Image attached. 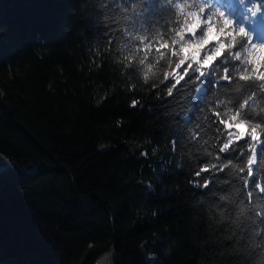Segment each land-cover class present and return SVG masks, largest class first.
Returning a JSON list of instances; mask_svg holds the SVG:
<instances>
[{
  "label": "trees",
  "instance_id": "trees-1",
  "mask_svg": "<svg viewBox=\"0 0 264 264\" xmlns=\"http://www.w3.org/2000/svg\"><path fill=\"white\" fill-rule=\"evenodd\" d=\"M262 54L264 0H0V264H264Z\"/></svg>",
  "mask_w": 264,
  "mask_h": 264
},
{
  "label": "rangeland",
  "instance_id": "rangeland-1",
  "mask_svg": "<svg viewBox=\"0 0 264 264\" xmlns=\"http://www.w3.org/2000/svg\"><path fill=\"white\" fill-rule=\"evenodd\" d=\"M196 25H199L196 27ZM212 30L216 36V39H213L215 41L216 45L221 44V40L219 38V33L216 32L213 28V25L210 23H207L206 21L193 17L191 19L190 24L188 25L186 29V33L189 34V37H186L185 43H184V52L188 53L189 55L193 56L195 59H197L200 56V49L203 45L208 43V34L209 31ZM205 63H209V56H205ZM242 129H245V125L242 123H231L230 124V133H229V139H233L236 137H240L241 135H244V132H242ZM107 144H102V147H105ZM107 252V251H106ZM147 257H149V254H146ZM98 259V258H97ZM96 264V263H95ZM112 264V260H111Z\"/></svg>",
  "mask_w": 264,
  "mask_h": 264
},
{
  "label": "snow or ice",
  "instance_id": "snow-or-ice-1",
  "mask_svg": "<svg viewBox=\"0 0 264 264\" xmlns=\"http://www.w3.org/2000/svg\"><path fill=\"white\" fill-rule=\"evenodd\" d=\"M226 25H230V22L228 21H225L224 22ZM199 25H196V27H198ZM240 33L241 35H243V29L240 30ZM208 39L209 40H213V39H216V36L214 34V32L212 30L209 31V34H208ZM258 62L261 60V59H264V54H262L261 56H258ZM257 73H259V69H257ZM246 131V129H242V132ZM253 136L256 138V139H260L259 136H256V133H253ZM246 135H241L238 140H237V143L239 142V140L241 139H245ZM229 147H231V145H229ZM262 152H264V149H261Z\"/></svg>",
  "mask_w": 264,
  "mask_h": 264
},
{
  "label": "bare ground",
  "instance_id": "bare-ground-1",
  "mask_svg": "<svg viewBox=\"0 0 264 264\" xmlns=\"http://www.w3.org/2000/svg\"><path fill=\"white\" fill-rule=\"evenodd\" d=\"M111 251H107L101 254L98 259L96 260V264H111Z\"/></svg>",
  "mask_w": 264,
  "mask_h": 264
},
{
  "label": "clouds",
  "instance_id": "clouds-1",
  "mask_svg": "<svg viewBox=\"0 0 264 264\" xmlns=\"http://www.w3.org/2000/svg\"><path fill=\"white\" fill-rule=\"evenodd\" d=\"M141 63H143V61H141ZM153 67H154V66L149 65V66L147 67L146 71L144 72V74H143V78H144L145 83H147L148 80H149V79L155 74V73L153 72Z\"/></svg>",
  "mask_w": 264,
  "mask_h": 264
},
{
  "label": "water",
  "instance_id": "water-1",
  "mask_svg": "<svg viewBox=\"0 0 264 264\" xmlns=\"http://www.w3.org/2000/svg\"><path fill=\"white\" fill-rule=\"evenodd\" d=\"M16 166L19 167V168H21V169H23V170H25V171H31L32 170L30 168H25V166H20L18 164H16ZM76 198L81 203H88V201H89V197H87V198H80L79 196H77ZM107 251L113 252V246H111V248H109Z\"/></svg>",
  "mask_w": 264,
  "mask_h": 264
}]
</instances>
